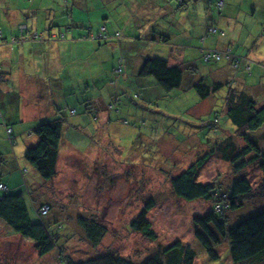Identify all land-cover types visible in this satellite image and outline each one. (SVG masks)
I'll return each mask as SVG.
<instances>
[{"label":"rangeland","instance_id":"obj_1","mask_svg":"<svg viewBox=\"0 0 264 264\" xmlns=\"http://www.w3.org/2000/svg\"><path fill=\"white\" fill-rule=\"evenodd\" d=\"M84 1L86 4L101 6L103 9L109 6L118 11L119 13L115 16L118 22L117 26L127 28V30L129 27H133L131 30L135 29L137 23L140 25L139 22L144 21L142 12L147 11L146 13H148L150 11L148 6L146 8L144 6L152 3V0H124L122 10L120 5L111 0ZM71 2L72 0L69 1L70 4ZM170 2L177 3L176 0H170ZM244 4L247 7L246 0ZM161 5L162 2L157 4V7ZM211 12L213 13L214 10ZM249 14L251 15V13ZM250 15H245L244 19L241 18L240 20L246 24V27L256 25L260 14L258 13L255 17ZM147 17L151 18V16ZM229 17L232 15L229 14ZM193 18H196L194 14L192 15ZM127 22H130L131 25L126 27ZM5 23L7 22L4 24L0 22L2 38H4L7 30ZM149 24L146 22V26ZM168 27V17H160L154 14L151 29L146 31L141 38H159L163 34V28ZM238 27L236 37L240 39V30L245 34L247 29L246 27L241 28L239 24ZM147 28L149 29V27ZM154 30L156 35L152 33ZM121 31L123 32V30ZM149 32L150 35L148 36ZM129 34L131 33L129 32ZM124 35L127 37L128 33L125 32ZM138 38L136 37V40ZM243 41V39L238 40L234 49L241 51L240 45ZM208 45L214 46V43L208 42ZM117 46L112 49V52L108 48L105 52L113 53L115 57L112 61L117 60L119 62L120 58L117 56L122 49L120 48L121 44ZM136 46L141 52L152 53L153 43L151 41ZM208 50L213 51L214 49L209 47ZM151 56L158 58V55L152 54ZM159 57L165 60V57ZM99 59L96 55L95 61H81V67L84 68V65L88 64L89 70H82L80 78L85 79V81L82 80L80 94L81 97L85 96L86 98L100 95L104 103L112 105L113 110L110 111L108 127L105 129L99 127V122L93 118L94 116L97 117V114H91L93 120L91 123L88 116L83 117L80 114L83 110L78 109L77 115L81 118L80 131H72V127L69 126L72 123L64 122L65 114L63 111L60 113L64 127L68 125L66 136L69 138L70 144H76L80 148L90 146L93 149L95 146L98 147L95 148L97 154L90 159L91 165L71 160L68 172L60 165L56 177L45 182L24 159L25 152L37 144L36 138L26 139L23 135L17 136L15 133L14 142L17 146L11 148L6 139L8 138L7 131L0 125V136H2L0 140L3 145L10 149V155L17 160L19 168L27 169L26 183L24 184L26 186H21L20 189L24 193L30 219L32 222L41 221L47 224L50 230L61 236L60 240L62 239L65 245L62 248L63 253L74 261L94 256L95 251L83 240L79 232L83 230L79 229L78 226L79 217H83L84 214H91L107 230L100 246L95 249L96 251L111 248L125 258H132L135 262L144 263L158 247H165L179 240L192 246L196 253L194 264H228L231 260L225 241L218 249L220 259L212 261L207 258L193 237V216L202 215L211 210L214 205L213 201L200 200L187 203L176 199L171 193L169 179L164 174L168 170L171 171L176 168L177 173L193 162L197 155L196 152L199 151V146H202L201 143L207 137H211L205 125L213 119V116H220L219 126L221 128L227 130L231 127L233 129L223 112L222 94L226 93L225 89L227 91L228 87L226 86L221 91L211 95L213 98L209 97L203 100L193 89L190 78H185L179 89L167 94L161 88H157L159 86L154 78L149 77L146 80L152 86L141 95L142 89L131 85L132 79L121 74L123 72L122 65L116 66L115 71L109 74L112 70L110 69L112 61L109 60L107 63L101 64ZM223 61L208 64L199 61L200 64L196 63L197 72H200V75L206 74L205 71L219 65L222 66ZM186 63L183 62L180 65L186 67L191 64ZM201 64L204 68L200 67ZM94 70L97 71V77H93ZM229 76L231 77L229 78ZM242 77V75L234 72L233 75H228V79L224 83L231 84L234 82L232 87L238 89ZM207 81L209 82L208 78ZM123 86H125V90L121 91ZM159 91L163 93L162 96H156ZM142 96L148 97L149 101L153 98L152 103L144 101ZM133 102H142L143 104L135 108ZM133 107L138 111L137 115L133 114ZM81 108L84 109L85 113H88L85 111L86 108ZM115 109L120 110L118 116L114 112ZM1 131L4 132V136ZM258 132H264V125ZM204 146L205 144H203ZM64 148L65 145H61V155ZM105 149L110 150L107 151V155L113 154V151L119 154V161H111L110 166H108V159L104 160V157L100 156V152ZM8 156L6 159L10 160ZM9 167L11 169L10 177L8 176L9 173L0 169L3 182L9 187L21 185L20 183H23L24 180L13 171L12 166ZM104 167L106 173L103 172ZM108 172L109 174L106 175ZM217 175H222L220 180L224 185H228L234 176L229 165L214 161L206 163L198 176V180L210 181ZM246 175L255 187L260 180L259 172L254 168L247 169ZM150 197L156 201V206L148 215L152 229L158 235V239L154 242L144 240L139 234H134L129 229L130 222ZM261 200L259 202L248 201L254 202L253 205L256 209L248 206L235 212H228V225L231 226L236 221L260 212L256 210L263 207L264 200L263 202ZM42 205L48 207V210L45 209L47 214L39 215L38 209ZM60 244H62L61 241ZM58 249L44 257H39L31 242L20 238L17 234L9 233V230L0 224V264H62L59 260Z\"/></svg>","mask_w":264,"mask_h":264},{"label":"crops","instance_id":"obj_2","mask_svg":"<svg viewBox=\"0 0 264 264\" xmlns=\"http://www.w3.org/2000/svg\"><path fill=\"white\" fill-rule=\"evenodd\" d=\"M69 1L0 0V22L3 24L7 22L4 38L0 34V68L4 74V79L0 83L2 112L0 125L4 129L5 126L11 127L14 141L15 133L17 136L23 135L26 139L36 138L32 132L33 128L40 122L59 119L62 111L65 114L64 122L72 123L69 125L72 131H80L81 118L77 115L80 109L83 110L80 114L83 117L88 116L91 123L93 122L91 114H97V117H93L94 120L99 122L100 128H107L113 107L111 104L104 103L100 95L81 97L80 86L82 80L85 81L80 78L82 70H89L88 64L84 65V68L81 67V61H95L96 55L100 58L101 64L112 61L115 56L113 53H106L105 50L108 48L112 52V49L120 44L122 51L117 56L120 60L111 62L110 69L112 70L109 74L115 71L116 66L122 65L121 74L132 79L131 85L142 89L141 95L152 85L146 80L149 78L139 76V70L145 59L155 58L151 56L152 54L158 55V58H161L159 56L165 57L169 66H176L182 65L183 62H187L186 64L204 63L201 60L203 55L207 51H215L223 54L230 53L231 57L240 59L239 68H232L227 58L222 57L218 61L224 60L222 66L219 65L205 71L206 74L202 75L197 71L187 72L184 74L185 78L193 80V77L200 79V76H206L211 79L209 83H220L225 82L228 75L236 72L243 76L240 79L239 91L252 96L258 105L264 104V0H246L247 7L244 4L245 0H213V2L210 0H176L175 4L170 0H152L151 4L144 6L150 9L148 13L147 11L142 12L144 21L139 22L140 25L137 23L133 30H131L133 27H129L128 30L119 28L115 19L119 12L109 6L103 9L101 6L86 4L84 0H72L71 4ZM111 1L120 5L123 10L124 0ZM160 1L162 5L157 7ZM219 1L223 2L221 8L216 6ZM212 10H214L213 13ZM258 13L260 15L254 26L246 27V24L240 21L245 15L255 17ZM154 14L168 17L169 27L163 28V34L159 38L142 39L143 34L148 32L153 25ZM193 14L196 18L192 19ZM229 14L232 17H229ZM146 22L150 24L146 26ZM237 23L241 28L246 27L247 29L245 34L240 30V39L236 37L239 30ZM127 25H131L130 22H127L126 27ZM103 27L108 39L106 41L96 40L97 33ZM212 27L225 34L222 36L210 34L209 29ZM20 28L24 29L26 39L22 40ZM59 32L64 33V37L55 38ZM125 32L128 33L127 37L124 35ZM29 33L41 34L42 40L39 42L29 40L27 38ZM116 33L119 35L118 38H115ZM152 33L156 35L155 30ZM89 34H92L94 38H86ZM136 37L139 38L136 40ZM15 38L17 40L14 42ZM241 39L244 40L240 45L241 51L234 49L237 41ZM146 41L153 43L152 53L141 52L136 46L144 45ZM208 42H213L214 46H209ZM209 47L214 50H208ZM200 67L203 65L201 64ZM93 77H97L96 70H94ZM124 90L125 86L121 88V91ZM162 95L163 93L159 91L156 96ZM142 97L144 101H149L148 97ZM152 101L153 98L149 102L152 103ZM133 103L135 108L143 104L142 102ZM81 107L86 108L88 113H85ZM135 108L133 114L137 115L138 111ZM70 110H74V114H71ZM114 112L117 116L120 114L119 109H115ZM66 127L63 125L57 174L60 165L68 172L71 160L91 165V157L97 154L95 153L97 146L91 149L90 146L80 148L76 144H70L66 136ZM2 135L4 136V132ZM0 143H2L1 140ZM9 144L11 148L17 146L16 142L13 144L9 142ZM63 144L65 148L61 155ZM1 151L8 155L11 154L10 149L4 145L0 147ZM107 151L110 150L101 151L100 156L104 157V160L108 159V166L111 161H119V154L112 150L113 154L107 155ZM10 158L13 171L20 175L17 160L11 155ZM103 172L106 173L105 167ZM108 174L109 172L106 175ZM20 178L25 180L22 175Z\"/></svg>","mask_w":264,"mask_h":264},{"label":"trees","instance_id":"obj_3","mask_svg":"<svg viewBox=\"0 0 264 264\" xmlns=\"http://www.w3.org/2000/svg\"><path fill=\"white\" fill-rule=\"evenodd\" d=\"M23 30L20 28L22 40L26 39ZM57 34L59 35L55 38L64 37L62 32ZM118 36L116 33L115 38ZM27 38L37 42L42 40L39 33H29ZM86 38L93 39L94 37L89 34ZM96 38L100 41L108 39L104 27L97 33ZM13 40L15 42L17 38ZM206 53H211V51ZM219 54L221 59L222 57L227 58L232 68H239L240 59L231 57L230 53ZM221 59L212 58L205 61L202 58L201 60L204 63H213ZM197 69V64L194 63L186 67L181 65L169 66L166 60L147 58L141 65L139 76L154 78L158 86L168 94L181 87L185 80L184 74L187 71L195 72ZM3 79L4 74L0 68V83ZM208 79L210 78L208 77ZM192 83L193 89L203 100L226 86L228 87L227 91L225 89L226 93L222 94L223 112L233 129L231 127L227 130L221 128L219 115L213 116V119L207 122L205 128L211 137H207L201 143L202 146H199V151L196 152L197 155L193 162L177 173V168L164 173L169 179L171 193L176 199L187 203L200 200L213 201L214 205L211 210L192 218L193 237L208 259L212 261L220 259L218 249L225 241L231 260L228 264H264V205L261 209L256 210L260 212L236 221L231 226L228 225L227 218L228 212H235L244 207L249 206L256 209L253 205L254 202L248 201L259 202L262 199L263 202L264 200V132H258L264 125V104L258 105L252 96L239 91L240 89L233 88V83H209L206 76H200V79L193 78ZM85 111L88 110L85 109ZM70 113L74 114V110ZM1 119L2 112L0 109ZM5 130L8 141L13 144L11 127L5 126ZM32 132L38 142L25 152L24 159L42 180L51 181L57 175L63 121L59 118L53 121L40 122L33 128ZM203 144H205L204 147ZM198 145L200 144L198 143ZM0 147H3L2 143H0ZM7 156V153L0 152V169L9 173L8 176L10 177L11 169L9 166H12V159L8 156L10 160H7ZM214 161H220L231 167L234 176L228 185L222 184L220 180L222 175H217L210 181L198 180V176L206 163ZM253 168L259 172L260 180L256 185L257 187H254L246 175L247 169ZM25 174L27 175V169H20V175L23 178L26 176ZM25 183L24 180L21 185L9 187L3 182L0 175V224L4 225L9 233L17 234L20 238L31 242L39 257H44L59 248V260L62 264L141 263L140 261L135 262L132 258H125L111 248L96 251L95 249L100 246L107 230L91 214H84L83 217H79L78 226L79 229L83 230L79 231L83 240L95 251L94 256L78 261L72 260L63 253L62 248L65 245L63 244L64 241L60 240L61 236L50 230L47 224L41 221L32 222L30 219L24 193L20 189L21 186H26ZM45 206L42 205L40 208ZM155 206V199L150 197L129 224L130 232L139 234L144 240L151 242L158 239V235L152 229V224L148 218L150 211ZM40 208L38 209L39 215H41ZM195 259L196 253L192 246L176 240L165 247H158L141 264H194Z\"/></svg>","mask_w":264,"mask_h":264},{"label":"built area","instance_id":"obj_4","mask_svg":"<svg viewBox=\"0 0 264 264\" xmlns=\"http://www.w3.org/2000/svg\"><path fill=\"white\" fill-rule=\"evenodd\" d=\"M222 6H223V2L222 1H219L218 4H217V7L218 8H221ZM209 33L210 34H214V35L215 34H218L220 36H222L224 34L223 31L218 30L215 27L210 28L209 29ZM203 58H204L205 61H209V59H212V58H214L216 60H219V59H221V55L219 53H217V52H211V53H206L203 56ZM45 209L48 210V207L45 206V207L40 208L39 211L41 212V214H45L46 213Z\"/></svg>","mask_w":264,"mask_h":264}]
</instances>
